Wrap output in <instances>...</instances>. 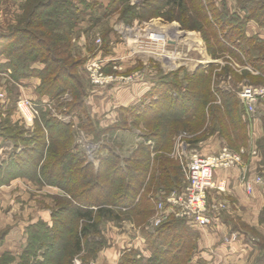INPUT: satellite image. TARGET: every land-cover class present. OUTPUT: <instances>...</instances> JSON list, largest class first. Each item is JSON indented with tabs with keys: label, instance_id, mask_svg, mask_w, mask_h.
<instances>
[{
	"label": "rangeland",
	"instance_id": "374dc122",
	"mask_svg": "<svg viewBox=\"0 0 264 264\" xmlns=\"http://www.w3.org/2000/svg\"><path fill=\"white\" fill-rule=\"evenodd\" d=\"M35 2H39L38 5H34ZM202 2L210 20L213 19V7L209 5L210 2L213 3L214 13L222 14L234 24L238 17L242 18L245 15L240 6L241 0ZM148 3L149 0H0V34L15 35L13 44L5 46L4 53H0V91L3 93L0 98V129L2 125L5 128L3 132L13 138L3 139L0 133V167L4 168L13 159L15 151L21 155L24 147L37 145L39 147L38 142L32 140V136L37 127L35 120L41 122V112L45 113V108H48L50 114L56 118L74 123L75 144L81 151L82 158L97 166L99 162L96 157L103 155L98 154L101 143L111 146L120 158L129 157L137 146L149 143L145 141L144 127L140 124L141 129H138L132 124L134 112L124 108L137 107L140 101L148 102L150 97L145 96V93L152 87V79L183 82L186 71L193 72L199 66L206 67L211 64L212 86L221 91L235 93L238 97L237 90L244 85L264 88V73L251 66L250 61H247L250 56L240 54L242 63L225 53L215 52L212 56L207 52L206 44L198 31L181 28L177 6L156 4L151 7ZM123 8L130 10V13L125 14V20L121 19L119 14ZM244 25V31L248 25V34L256 33L260 36L255 40L257 44L253 43L258 49H264V28H260L255 21L246 22ZM152 31L159 33L160 38L150 39ZM28 40L30 42L26 45ZM43 43L49 48L59 47L58 51L63 52L59 57L64 60L66 66L79 63L77 70L79 69L83 76L88 90L85 99L86 113L70 112L69 101H72V96L69 91L52 100L47 96H39L36 88L41 83L39 73L44 68L42 57L45 51L41 50ZM224 43L229 46L228 48L232 47L226 41ZM24 46L26 49L23 53L20 49ZM10 49L15 51L19 49L17 55L20 58L30 59L23 70L14 69L12 64L19 66L20 58H8L6 52ZM262 53L264 52L255 50L253 58ZM49 56L53 57L52 54ZM93 64L100 67L97 74L104 77L101 78L102 83L95 84L91 81L90 75H96V67ZM181 67L183 68L180 69ZM226 67H230L238 76L244 72L249 73V76L236 81L233 72L224 71ZM22 73L27 76H21ZM110 76L112 80L108 81ZM20 98L36 109L37 114L32 122H26L20 116L17 108V101ZM254 114L261 116V125L262 123L264 125V102L256 104ZM246 119L248 120V116ZM89 124L92 125L91 128L99 131L108 125L114 128L109 133L102 134L99 139H92V135L87 133L90 129ZM254 124L260 127L258 120ZM210 125L213 123L206 122L202 128ZM124 126L129 129H123ZM201 132L202 129L199 133ZM184 133L181 131L175 136L174 147L178 144L180 135L183 136L179 141L186 142L192 139V135L186 132L188 135L185 136ZM36 139L39 140L38 137ZM221 143L218 134L209 135L196 144H188L186 153L188 155L194 151L208 155L216 151ZM13 144L17 145V150ZM174 147L169 154H165L167 157H174L172 155ZM27 155L34 157L32 153ZM17 159L18 172L13 173L10 179L5 178L2 184L7 185L13 178L19 179L0 190V244L5 238L8 244L23 236L26 240L27 227L30 224L44 221L51 225L56 218L58 205L68 200V195L57 186L42 182L38 171L33 174L32 158L19 156ZM262 168L261 174L264 177V166ZM259 195L261 196L257 197L258 204L264 201V192ZM222 214L223 219L225 213ZM260 215L264 216L263 210ZM109 222L108 219H101L100 227L103 231ZM144 223L147 224V221L140 225ZM110 224L117 229L115 233L110 234L131 233L124 237L126 241L129 237L133 239L136 234L129 228L131 227L129 220L121 222L114 220ZM9 226L14 229L9 230L5 237ZM33 232L35 237H38L36 234L39 231ZM39 238L45 241V236ZM248 244L249 247L255 248L253 243ZM25 245L26 241L20 245L19 250L14 248L11 251L18 257L10 252H4L7 254L2 257V264H18ZM206 247L211 249L209 253H219L213 244ZM220 248L223 251L229 250V247ZM38 250L30 249L34 253L29 255L30 261L41 259V251ZM77 258L81 259V256Z\"/></svg>",
	"mask_w": 264,
	"mask_h": 264
},
{
	"label": "trees",
	"instance_id": "16d2710c",
	"mask_svg": "<svg viewBox=\"0 0 264 264\" xmlns=\"http://www.w3.org/2000/svg\"><path fill=\"white\" fill-rule=\"evenodd\" d=\"M156 4L177 6L181 28L198 31L207 52L212 56L215 52L225 53L242 63L240 54L248 55L247 61H250L251 66L264 73V53L254 57L256 59L252 55L255 50L264 52V49H258L254 44L260 36H250L244 31V24L249 21H255L260 28H264V0H241L240 6L245 15L238 17L235 24L222 14L214 13L211 2L212 20L208 19L202 0H149L148 5L151 7ZM126 13H130V10L121 9L120 18L124 19ZM0 40V53H4L5 46L13 44L15 35L0 34ZM224 41L232 47L228 48ZM25 49L24 46L20 50L24 53ZM18 50H8V58H20ZM41 50L45 51V55L42 57L44 68L39 73L41 83L36 88L39 96H47L52 100L69 91L72 96V101H69L70 112L86 113L88 90L83 76L77 70L79 63H68L69 66H66L59 57L63 52H59L57 46L49 48L43 43ZM29 60L20 58L19 66L12 65L17 71L23 70ZM212 68L213 65L209 64L206 67L199 66L193 72L186 71L183 82L152 79V87L145 93V96L150 97L148 102L140 101V105L134 109L124 108L134 112L132 124L138 129H141L140 124L144 127L145 141L149 143L137 146L127 158H120L111 146L101 143L98 154L103 155L96 157L99 162L97 166L82 158L75 144L72 121L67 123L56 118L48 108H45V113L41 112V122L35 120L37 127L33 134L35 137L32 136L39 147H24L21 155L15 151L13 159L4 168L0 167V184L18 172L17 158L28 156L33 159V174L38 171L42 182L57 186L68 195V200L58 205L56 218L51 225L40 221L27 227L26 245L18 264H73L78 256H81L83 264H88L103 243L101 219L129 220L140 226L150 251L145 264H186L196 249L195 234L186 218L170 214L153 229H147L146 222L142 226L140 224L143 221L148 224L159 197L164 199L169 192L182 187V171L178 160L165 155L172 151L175 136L179 132L192 135V139L186 140L190 145L213 134L219 135L221 145L226 144L231 149H239L247 144L249 123L244 108L235 93L212 86ZM224 71L233 72L230 67L224 68ZM233 74L236 81L249 76L247 72L240 76ZM21 76L27 75L22 73ZM206 122H212L213 125L202 128ZM125 125L128 126V123L125 122ZM91 126L88 125L90 129L87 133L92 135V139H99L114 128L108 125L99 131ZM1 127L3 139H13ZM123 129L129 128L124 126ZM13 145L17 150V145ZM256 145L264 166V132ZM261 220L264 221V216H261ZM34 230L39 231L36 234L38 237H35ZM39 236H45V241L40 240ZM259 246L262 247V242ZM32 248L41 251V259L30 261L29 255L34 254L30 251ZM5 254L0 256V264ZM137 254L138 249H129L119 264H140L141 259L136 257ZM255 264H264V251Z\"/></svg>",
	"mask_w": 264,
	"mask_h": 264
},
{
	"label": "crops",
	"instance_id": "0c3cea01",
	"mask_svg": "<svg viewBox=\"0 0 264 264\" xmlns=\"http://www.w3.org/2000/svg\"><path fill=\"white\" fill-rule=\"evenodd\" d=\"M247 29L248 25L246 28V33L248 34ZM34 93L36 92L34 91ZM251 118L252 119L248 122L249 138L245 147L248 151L253 150V148L256 149V154L251 155L248 152L243 154L242 159L244 166L240 169L234 168L228 171H219L220 177H223L222 179L225 180L226 184L225 191L218 194V199L222 198L221 201L224 203V209L214 218L212 224L208 226L197 227L190 222V224L188 223V226L195 234L196 249L186 264H255L264 251V221L261 220L262 215H260L264 208V201L260 204L257 203V197L261 196L259 194H263L264 192V177L261 174L263 169L261 160L263 157L256 145V141L263 135L264 125L263 123L261 125L262 118L259 114ZM256 120H258L260 127L254 124ZM259 175H262V182L255 184L253 191L247 193L243 185V176L254 177ZM17 179L19 178L11 179L7 185L0 184V190H2L3 187H9ZM159 199H161V197H159ZM225 210H227V212ZM223 212L225 213L224 220L222 219ZM113 222L114 221H110L108 223L105 231L101 229V235L103 236L102 246H100L98 252L88 264H119L123 254L131 248L139 250V254H137L136 257L141 259L140 264H145L150 256V251L142 237L140 226L129 221L131 224L129 228H132L137 235L135 234L133 239L126 237V241L124 237L131 233L123 232L122 234H110L111 232L115 233V230H117L110 224ZM146 228L153 229V227L148 226V224H146ZM13 229L14 228H10L9 226L5 237L9 233V230ZM14 236H16L15 233ZM25 241L23 236L8 244L5 238V241L0 244V255L4 252L12 253L11 251H13L14 248L19 250L20 245L25 243ZM261 242L262 247L259 246ZM248 243H253L255 248L249 247ZM210 244H213L219 253H209L211 249H208L206 246H210ZM220 247H229V250L223 251ZM247 250H249L248 253L246 252ZM12 254H15V252ZM15 255L18 257L17 254ZM74 260L83 264L79 258H75Z\"/></svg>",
	"mask_w": 264,
	"mask_h": 264
},
{
	"label": "built area",
	"instance_id": "2783aa9c",
	"mask_svg": "<svg viewBox=\"0 0 264 264\" xmlns=\"http://www.w3.org/2000/svg\"><path fill=\"white\" fill-rule=\"evenodd\" d=\"M155 35L154 38L152 35ZM157 34V35H156ZM159 33L152 31L150 39H158ZM96 75L91 74L92 83H102L104 77L98 76V64H93ZM111 79V76L108 78ZM112 80V79H111ZM3 93L0 91V98ZM240 104L244 108L248 122L255 114L256 104L264 102V88L253 85H244L237 90ZM17 108L20 116L26 122H32L35 118L36 109L21 98L17 101ZM251 116V117H249ZM185 136L188 134L185 132ZM180 135L179 139L181 138ZM174 147L172 155L179 160L182 171V187L179 190H172L164 199H159L155 205V212L148 220V226L156 227L164 222L170 214L176 217H184L197 227H204L212 224L214 218L224 209V203L218 199V194L225 191V180L220 177L219 171L242 168L244 166L242 155L249 153L256 154V149L248 151L247 148L231 149L226 144L208 154L202 155L197 152L186 153L188 143L185 140L179 141ZM245 174V173H244ZM262 177L243 176V185L247 193H251L255 184L261 183ZM73 264H81L74 261Z\"/></svg>",
	"mask_w": 264,
	"mask_h": 264
},
{
	"label": "bare ground",
	"instance_id": "6f19581e",
	"mask_svg": "<svg viewBox=\"0 0 264 264\" xmlns=\"http://www.w3.org/2000/svg\"><path fill=\"white\" fill-rule=\"evenodd\" d=\"M156 35H157V34H156ZM152 36H153L154 38H156L154 34H153Z\"/></svg>",
	"mask_w": 264,
	"mask_h": 264
}]
</instances>
